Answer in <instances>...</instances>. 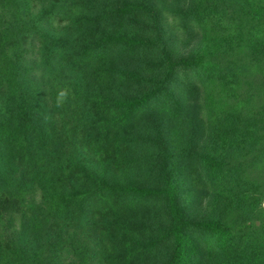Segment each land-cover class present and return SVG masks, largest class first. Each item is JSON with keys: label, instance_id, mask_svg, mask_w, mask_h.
<instances>
[{"label": "trees", "instance_id": "obj_1", "mask_svg": "<svg viewBox=\"0 0 264 264\" xmlns=\"http://www.w3.org/2000/svg\"><path fill=\"white\" fill-rule=\"evenodd\" d=\"M180 18L199 43L177 60L162 30ZM36 70L53 85L38 86ZM195 88L205 99L203 148L173 128L156 152L147 136H131L145 121L177 124L185 89ZM59 125L81 150L67 152ZM18 158L27 182L7 191L2 170ZM149 166L154 187L138 179ZM35 192L41 204L27 215ZM263 203L264 0H193L185 14L148 0H0V227L21 215L30 235L58 230L68 264L92 262L75 236L84 220L109 264L160 250V264H264ZM0 264L64 261L0 233Z\"/></svg>", "mask_w": 264, "mask_h": 264}, {"label": "rangeland", "instance_id": "obj_2", "mask_svg": "<svg viewBox=\"0 0 264 264\" xmlns=\"http://www.w3.org/2000/svg\"><path fill=\"white\" fill-rule=\"evenodd\" d=\"M156 9L160 11L168 12H177L180 14H185L186 11L190 9L192 6L193 0H148ZM170 15V14H169ZM166 29L162 30L163 36L166 34L168 37H171L173 40V56L175 59L179 60L181 58H190L194 52L196 51L199 43V39L194 33V31L185 30L183 25L182 18L179 20L173 21V19H169L166 22ZM164 27V26H163ZM163 29V28H162ZM29 58L34 60L36 58V49L34 47H30V52L28 54ZM156 59V58H155ZM152 65H159V63L154 60ZM53 79L55 80V76L51 74H46L41 72L40 70H36L34 73V81L38 86H42L48 83L49 80L51 82L49 85H53ZM74 81L73 76L65 77L58 82L60 87H67L71 82ZM48 85V86H49ZM57 84H55L56 86ZM54 86V87H55ZM51 89V88H47ZM185 94L182 96V101L184 102V115L183 119H180V123L178 122L175 125H171L167 127H163L164 121H162V125L157 122H143L142 126L135 129L134 132H131V136H137L138 138L146 137L149 144V152L155 151V145L158 139L166 138L169 135V129L173 128L174 131L180 132L181 130L187 131V136L190 137L192 134L193 144L196 145V148H203L205 145L204 140V127L201 122L204 118V94L195 89H185ZM68 122V120H65ZM182 121V122H181ZM58 131H60L63 137V141H65L64 145H68L70 148L67 152L72 153L81 150L80 142H76L74 145L73 142H70L69 130L62 125L57 126ZM64 129V130H63ZM70 142V143H69ZM28 158L26 157V160ZM151 163V162H150ZM28 165V161H26ZM155 165V164H153ZM153 168V166H152ZM151 168L146 167L140 174H138V179L141 183L146 186L154 187L156 186V176L151 173ZM2 174L6 176L5 187L7 191H11L18 186L27 182V168L25 163L21 161L19 158L16 162H12L10 165L5 166L2 170ZM41 204V194L39 192H35L30 196L29 199V207L27 209V215L30 214V211L35 210ZM264 206V203H263ZM208 211V204L204 202L203 204L196 205L195 211H193V215L196 218L198 216H202L204 213ZM143 221L142 218L139 219ZM27 223L25 217L19 215L13 217L10 221L5 222L4 225L0 227V233L4 235L5 238H15L18 242L19 246L27 251H34L35 249L44 248L47 254L55 253V257L58 261L63 260L64 264H68L72 256H69L66 253H60L57 250V242L59 240L58 230L49 232L45 230L42 235L34 236L27 233L24 229ZM92 225L91 220H84L82 229L77 230L75 236L77 239L81 238L86 243H89L90 251L92 254V262L91 264H109L111 260L109 259L110 252L107 251L105 243L102 241L101 236L92 235V229L90 226ZM147 225L150 227H157L150 222H147ZM148 229V228H147ZM164 253L162 250L155 252L151 257L147 258L145 261H138L137 264H160L161 259Z\"/></svg>", "mask_w": 264, "mask_h": 264}]
</instances>
